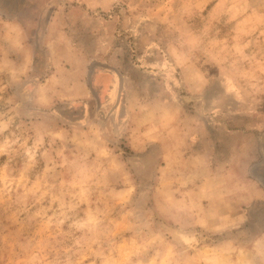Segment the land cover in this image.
Listing matches in <instances>:
<instances>
[{"label":"rangeland","instance_id":"1","mask_svg":"<svg viewBox=\"0 0 264 264\" xmlns=\"http://www.w3.org/2000/svg\"><path fill=\"white\" fill-rule=\"evenodd\" d=\"M262 164L264 0H0V264H264Z\"/></svg>","mask_w":264,"mask_h":264},{"label":"crops","instance_id":"2","mask_svg":"<svg viewBox=\"0 0 264 264\" xmlns=\"http://www.w3.org/2000/svg\"><path fill=\"white\" fill-rule=\"evenodd\" d=\"M251 176H252V181L253 182H257L258 185L260 184L259 182H264V164H262L261 166H255L252 171L250 172ZM248 175V174H245ZM248 177V176H246ZM256 179V181L254 180ZM264 197V189L260 188V189H256L253 192L247 193L246 195L243 194V198H241V201L244 200V202L248 203L249 202H253V201H258L263 199Z\"/></svg>","mask_w":264,"mask_h":264}]
</instances>
